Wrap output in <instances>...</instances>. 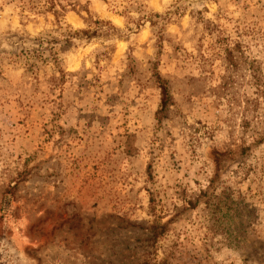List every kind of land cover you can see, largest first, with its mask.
<instances>
[{
  "label": "rangeland",
  "instance_id": "obj_1",
  "mask_svg": "<svg viewBox=\"0 0 264 264\" xmlns=\"http://www.w3.org/2000/svg\"><path fill=\"white\" fill-rule=\"evenodd\" d=\"M0 264H264V0H0Z\"/></svg>",
  "mask_w": 264,
  "mask_h": 264
},
{
  "label": "trees",
  "instance_id": "obj_2",
  "mask_svg": "<svg viewBox=\"0 0 264 264\" xmlns=\"http://www.w3.org/2000/svg\"><path fill=\"white\" fill-rule=\"evenodd\" d=\"M112 27H113V28H116V27L113 26V25H112ZM98 30H99V29H96V30H91V29H78V30H76L74 33H70V34L68 35V39H67V41L70 42V41H69L70 39H73L74 37L79 36V35H82L83 37H88V38L93 37L95 34L98 33ZM62 47H66V45H64V46H62ZM62 47H61V48H62ZM56 54H57V53H56ZM157 76H158V78H159V81L162 83V89H163L162 110H163L164 108L167 107V103H168V96H167V95H168V93H167V89H166V87H165V85H164V83H163L161 77H159L158 73H157Z\"/></svg>",
  "mask_w": 264,
  "mask_h": 264
}]
</instances>
